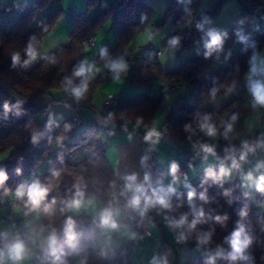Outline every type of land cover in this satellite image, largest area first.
Returning a JSON list of instances; mask_svg holds the SVG:
<instances>
[{
  "label": "trees",
  "instance_id": "16d2710c",
  "mask_svg": "<svg viewBox=\"0 0 264 264\" xmlns=\"http://www.w3.org/2000/svg\"><path fill=\"white\" fill-rule=\"evenodd\" d=\"M84 1L85 8L73 13L69 43L53 50L47 58L27 71L23 70V61L28 58L25 49L30 39L35 37L34 44L38 50L43 36L54 28L61 9L48 13L36 23L37 13L48 5L49 0H34L18 14L9 30H5L0 24V158L2 159L0 169H4L9 177L4 188H0V205L4 198L15 191L21 183L30 184L39 180L41 183L53 185L49 200L52 196H56L59 207L61 200L70 198L75 191L73 184L81 177L83 185H86L87 196H94L97 200L104 199L107 195V183L114 178L116 171L110 167L106 157L105 141L102 140L104 133L101 132V128L107 126L106 124L110 128L126 125L137 133H142L143 130L151 127L153 114L164 108V93L160 96H148L146 93L138 92L126 97L114 95L117 98L114 105L104 103L102 109L97 110L91 98L93 92L112 75L107 68L100 75L90 78L89 90L80 101L77 102L69 93L64 92L65 77H72L76 66L87 57L88 50L83 45L86 37L101 29L104 22L112 16L117 24L116 43L113 47L106 48L108 56L110 58L123 56L125 61L129 62V45L135 34L146 30L150 23L154 24L152 32H155L171 21L170 35L166 42L168 43L180 30H183L184 38L180 45H176L179 51H183L193 46L207 33L211 23L220 14L225 0L215 1L200 15L201 0L183 6H178L177 0H171L166 13L158 19L155 18L153 10L142 1L118 0L115 5H109L95 13L93 11L101 0ZM238 1L243 10L254 11L252 12L254 15L264 14V0ZM198 24L203 27L198 28ZM233 32L234 28H230L221 33L223 44L219 51H214L211 56L205 57L204 53L207 49L204 48L200 54L171 71L164 72L159 59L154 54L131 61L127 71L129 85L150 89L155 80L163 79L164 82H180L186 92L185 95L175 98L164 115L162 139L183 146L191 144L183 152L196 151L203 158L200 161L180 159L182 164L179 165L177 177L184 180L185 185L176 189L175 194L171 196L175 211L157 214V210L150 209L153 221L164 219L165 215L178 219L180 215L187 213L190 222L193 217L187 193L192 189L196 191L197 196L193 204L198 209L203 208L206 216L205 222L198 224L191 233L185 229H177L178 235L181 231H185L187 239L180 241L185 242L193 253L184 264H209L208 258L210 255H215L218 246L225 254L230 252L231 246L226 242V238L235 230L238 221L244 223L248 235L252 238V244L247 252L252 256L253 264H264V212H262L264 209L260 207V203L264 205V193L259 198V204L247 201L240 188L236 169L219 183L213 182L212 179L204 182L207 169L196 177L189 178L187 173L188 167L204 160L205 154L201 151L200 145L205 143L210 145L209 137L198 128V121L203 115H210L212 122L218 128V142L214 146L215 154H218V163L212 168L213 171L218 173L222 163L230 166L231 161L226 157L232 149H236L238 158L242 149L243 142L225 141L224 125L232 123V132L241 129L243 122L241 105L251 96V86L243 88L223 107L212 110L205 107V104L212 100L211 90L216 88L217 94L225 79H229L232 83L240 80L250 69L252 57L254 55L258 57L259 52L264 48V30H261L249 37L243 47L230 52L227 41ZM16 52L20 53V63L13 67L11 56ZM52 57H55L56 63L49 62ZM216 59H225L221 69L208 71L207 67ZM104 62L100 53L93 60L95 65ZM72 78L74 83H79L80 78ZM260 83L264 84V81ZM5 102L10 106L20 102L19 108L12 107L11 111L5 113L3 107ZM57 103L70 107L73 110L71 117L53 116L51 111ZM109 113H112L115 119L104 123ZM232 115L237 117L235 121L231 120ZM50 116L54 124L51 130H48L46 125ZM138 118L142 120L139 125L136 123ZM185 124H190L192 131L186 132ZM65 125L71 127L66 130ZM34 132L42 134L35 144L31 140ZM57 138H62L59 143ZM247 142L254 144L256 139L251 137ZM259 156L264 155L252 157ZM252 157L247 159L248 163ZM17 169L20 170L19 173ZM53 169L61 172L58 179L52 177ZM166 176L172 178L169 171L164 172L154 165L150 179L151 186L157 187L160 184L165 186ZM5 188L8 189L7 195ZM205 190L207 202L199 199V194ZM226 191L229 193L227 196L224 195ZM7 202L9 204L11 201ZM12 204H18L24 212H28L23 200L16 199ZM241 210L247 211V216L243 219L239 215ZM35 214L29 213L27 216L32 217ZM217 215L227 216L228 219L221 225L214 219ZM76 218L78 230L84 232L81 243L85 247L80 255L66 257L68 264H79L81 259L85 260V264H124L127 261L132 240H128L121 247L108 246V255L101 257V248L105 246L94 244L102 235V229L92 224L89 216L82 215ZM48 223V219L41 215L38 224ZM62 225L63 217L57 216L54 219V226L58 230V247L63 245L64 240ZM27 232L28 229H25L19 236L24 238ZM204 232L212 233L211 240L207 245H198L197 237ZM90 234L92 239L87 238ZM64 250L68 251L66 245ZM35 253L37 259L42 260L44 264H51L52 257L46 251L37 249ZM214 264H230V262L216 258Z\"/></svg>",
  "mask_w": 264,
  "mask_h": 264
},
{
  "label": "crops",
  "instance_id": "0c3cea01",
  "mask_svg": "<svg viewBox=\"0 0 264 264\" xmlns=\"http://www.w3.org/2000/svg\"><path fill=\"white\" fill-rule=\"evenodd\" d=\"M33 1L34 0H0L1 26L5 30H9L12 27L14 21L16 20L18 14L24 9V7H26ZM117 1L118 0H101L97 8L93 11V13L97 12V10L99 9L109 7V5H115ZM136 1H142L145 5H147L151 10H153L155 18L158 19L166 13L171 0ZM193 1L195 0H177V5L183 6L184 4H188ZM215 1L217 0H201V9L199 15L204 13L207 10L208 6L214 3ZM6 4L12 5V8L9 12H5L3 10V7ZM222 6L223 7L220 14L211 23L208 31L210 29H214L219 33H222L227 29L234 28L233 34L228 38L227 41V43H229L230 52H234V50L243 47L246 44L247 39L253 34H255L257 31L264 30V15H254L252 12L243 10L242 5L239 3L238 0H225ZM84 8V0H49L48 5L37 13L36 23L40 21L44 16L48 15V13L57 9H61L60 17L58 18L54 28L50 30L49 33L43 36L42 44L38 49L40 55L35 61L30 63L28 66H23V70L27 71L33 68L36 64L39 63V61L45 59V57H48L53 50L69 43L68 37L71 31L70 24L71 19L73 17V13L82 11ZM153 25L149 24L146 30L135 34V37L132 39L129 45V63L133 60L144 58L148 55L154 54L159 59L162 70L164 72H168L181 65L186 60L197 56V54H200L201 51L205 48V42L209 39L207 33H205L197 40V42L193 46L185 48V50L183 51H179V48L177 46L171 47L169 45V42H166L168 36L170 35L171 21L160 27L155 32H152ZM116 28L117 24L115 22V18L110 16V18L104 22L101 29L94 33V37H96L95 43L91 47L87 48L88 52L86 60L89 63H93L92 61L100 53L101 48H111L115 45ZM259 53L260 54L257 57L258 61H264V48H262ZM224 60L216 59L211 62L210 65L207 67L208 71H210V69H221L220 67L223 65ZM261 67L264 68V64H261ZM99 69H105L104 65ZM249 70L240 78V80L236 81L235 83H232L229 79H225L222 87L215 95V98H212V100L208 101L205 104V107L211 110L223 107L226 103L234 99L243 88L252 86L257 81H264V72L250 77ZM127 74L128 72L126 74H122L121 82L119 83L114 82L111 77V79L107 83L106 91L109 90V88H112L114 89V95L120 97H126V95L138 92L146 93L149 96H160L162 94L161 87L163 85V79L155 80L150 89H145L139 85H129L127 83ZM229 89H231V91H229ZM180 90H182V92ZM185 93L186 92L184 90V87L181 85L178 90L169 95L171 96L169 100L165 98L166 109H164L162 112L156 111L153 114L152 124H155V121L157 120V128H160V126L163 124V118L166 114L168 105H170V103L174 101L175 98L183 96L185 95ZM103 95L104 93H101V98L103 97ZM93 98L94 97H92V104L93 101L97 102V99L94 100ZM241 112L243 115L241 129L236 132L229 133L228 138L225 139V141H227L228 143H239L245 142L251 137H255L257 142L258 140L264 138V108H261L259 106L255 108L253 107L252 95L249 97L248 100L244 102V104L241 105ZM51 113L53 116L55 115L59 118H66L71 117V115L73 114V110L66 105L57 103L54 105ZM144 131L146 130H143L142 133H137L135 130H133L132 127L128 126L126 131H119L111 136H107L105 134L102 135V140L105 141L106 157L108 159L110 167L114 171H119L121 174L125 172H136L139 175V179L143 181V176L145 172L150 175L151 179L154 165L157 168L162 169L164 172H168L171 162L175 161L178 163V165L182 164L179 154H181L183 150L186 147H189L191 144H185L183 146L171 143L167 140L164 141L162 139L163 132L161 130V138L159 140V143L153 145L150 142H146L144 140V137L146 135ZM217 139L218 134L216 137H212L211 143L209 142V140L208 142L211 146L214 147L218 142ZM256 155H264V149L258 148L254 154L250 153L247 159ZM144 156H147L148 159L146 161V166L142 167L140 164V160L141 157ZM217 163L218 154H209L207 156V159L204 158L202 162L196 163L194 165H191V167L187 168L189 178L198 176L199 174L203 173V171L206 169L214 168ZM256 165V163H248L247 161L241 162V167L240 169H238L240 188L243 190L247 201L253 204H259V198L262 195V193L257 191L255 188V180L259 177V175L264 174V168L257 169ZM248 172H252L253 181L244 180V176ZM164 181L165 186L172 184L175 189H179L180 187L185 185L184 180H182L180 177L178 180H176L175 183H173V179L169 176H166ZM108 200L109 196L106 195L104 199L97 201L106 205ZM8 205L9 204L6 205V208L9 213H14V211L18 209L13 208V205L11 207H7ZM262 206L264 205L260 203V207L264 208ZM119 209L120 214L119 216H117V220L120 223L121 227L118 231L111 232L108 234L111 236L110 246L121 247L128 240H132V245L128 253L131 255L135 248L137 249V246H139L137 250H139L140 254L137 255V260L142 263V257L143 254H146L147 246L151 245L150 249L155 250L156 247L152 241L153 239H155V235L161 234L163 237L162 242L163 244H165L163 246H166V241L168 240L167 235L171 236V238L173 236L174 239V241H171L170 243V246L172 247V254H167V248L164 249L167 255H164L162 259L166 258L168 264H184L186 259L191 254H193L192 249L185 242H181L178 239L179 235L177 229L169 228V233H166L164 227L168 225L166 221L162 218H159V220H155L150 224L151 234L149 236H146L143 240L138 239L135 236L134 226L131 225V223L127 219V214L132 209L126 207V200L124 198L120 200ZM21 216L22 217L18 219L22 220L24 217H26L24 212ZM11 237L12 235L10 236V238ZM106 239L107 236L101 235L98 237L94 245L105 246L104 241ZM137 242L138 244H136ZM147 259L148 257L146 255V258L144 257L145 261L142 264H147ZM39 260L37 259L35 253V255H33L30 260L25 261L24 264H44L42 260ZM6 264H10V262H6Z\"/></svg>",
  "mask_w": 264,
  "mask_h": 264
},
{
  "label": "clouds",
  "instance_id": "9594fccd",
  "mask_svg": "<svg viewBox=\"0 0 264 264\" xmlns=\"http://www.w3.org/2000/svg\"><path fill=\"white\" fill-rule=\"evenodd\" d=\"M198 28H202L203 25L198 24ZM226 35V34H225ZM208 40L205 42V48L207 51L204 53L205 57L211 56L214 51H219L223 44V35L214 29H210L207 32ZM243 39V38H241ZM35 37H32L25 49L28 59L23 61V66H28L30 63L35 61L40 55L34 44ZM179 43L178 37H173L169 40V45L175 47ZM100 56L105 60L104 67L109 70L112 74V80L114 82H121L122 74H126L128 71V64L123 56L116 58H110L108 56V51L106 48L100 49ZM47 58V57H45ZM13 67L20 63V53H13L11 56ZM50 63H56L55 57L49 59ZM264 61H258L257 56H253L250 61V77L253 75H258L264 72V68L261 67ZM100 69L95 67L94 64H90L86 59L81 61L78 66L74 69L72 77L80 78L79 83H74L72 77H65L63 82V91L69 93L78 102L85 97L89 90V80L90 78ZM231 91V89H229ZM251 95L253 98V107L264 108V84L259 81L254 83L251 88ZM217 89L213 88L211 90L212 98H215ZM19 103L14 106H10L9 103L5 102L3 107L5 113L12 110V107L19 108ZM236 116L232 115L231 120L235 121ZM115 117L112 113L108 114V117L104 123L114 121ZM137 125L142 123L141 119H137ZM54 124L51 116L49 117L48 124L46 128L51 130ZM70 125H65V129L70 128ZM198 128L208 137H216L218 134V128L215 123L212 122L210 115H203L198 121ZM127 130L125 126V131ZM184 130L186 132L192 131V126L190 124H185ZM233 124L227 123L224 125V137L228 138V134L232 132ZM110 134H114L110 133ZM42 134L39 132H34L32 134V143H37ZM131 138V137H130ZM161 138V132L155 127L147 131L144 140L155 145L159 143ZM62 138H57L59 143ZM191 139V137H189ZM49 143H51V137H49ZM264 149V138L258 140L254 144H250L245 141L242 144V149L239 151L237 158V150L232 149L230 154L226 157L227 160L231 161V165L225 166L221 164L219 166L218 173L209 168L206 170V180L212 179L213 182L219 183L223 178L231 175L233 169H240L241 162H246L250 153L254 154L257 149ZM201 151L205 154V159L209 154L215 155V150L213 146L208 144L200 145ZM226 151H228L226 149ZM148 157H141V166H146V161ZM257 169L264 168V164H257ZM17 169V173H19ZM179 171V165L177 162H171L169 166V174L172 176L173 183L178 179L177 173ZM53 178H59L61 172L59 170H52L51 173ZM9 179L6 171L0 169V188H4L5 182ZM82 177L77 179L76 183L73 184L75 191L72 193L70 198L60 201V206L58 207V201L56 196H52L49 200V195L53 191V185L50 183H41L36 180L32 183H21L15 190V196L17 199L24 201L25 208L28 209L29 213H36L37 218L41 215L48 219L49 223L45 224H30L26 225L28 232L24 238L19 235L9 238L7 232L0 233V264H24L25 261L30 260L33 255H35V250L40 249L46 251L51 257V264H68L66 257L70 255H80L84 250V245L81 241L84 238V232L78 230V221L76 217L79 216H89L91 217V222L97 225L103 230L102 235L107 236L104 241L105 247L101 248L100 256L106 257L108 255L107 247L111 245V236L108 235L111 232L118 231L121 227L117 220V216L120 214L119 204L121 198L126 200V207L130 208L139 213L143 217L150 209L157 210V214L163 212L175 211L173 204L171 202V196L175 194L176 189L169 184L164 186L160 184L157 187H152L150 184V175L145 172L143 176V181L139 179V175L136 172H125L121 174L119 171L114 173V178L107 183V195L109 200L107 204L98 202L94 196L86 195V185L82 183ZM244 180L253 181L252 172H248L244 176ZM122 181V184L120 183ZM255 188L257 191L264 193V174L259 175L255 180ZM5 195L8 194V189H4ZM226 191L224 195H228ZM197 193L194 189L189 190L187 193V200L191 208L192 219L189 222V216L187 213L182 214L179 218L170 217L168 215L164 216L169 228L172 229H185L188 233H191L196 229L198 224L205 222V212L203 208H197L193 204L194 198H196ZM199 199L201 201L207 202L208 197L206 195V190L199 194ZM179 207V205H177ZM241 219L247 216L246 210H241L239 213ZM63 217V245H59L58 230L54 226V219L57 217ZM215 221L221 225L228 219L227 216H215ZM134 235V234H133ZM212 233L204 232L197 237L198 245H207L211 240ZM88 239H92L90 234ZM179 240L183 241L187 239L185 231H181L178 237ZM226 242L230 244L231 251L227 254L224 250L217 247L214 256H209V264H214L216 258H223L230 262V264H253V258L248 254L247 250L252 244V238L248 235L244 223L241 221L237 222L235 230L231 233L229 237L226 238ZM66 245L68 251L64 250ZM79 264H85V260L81 259ZM152 264H168L167 259H157L153 258Z\"/></svg>",
  "mask_w": 264,
  "mask_h": 264
},
{
  "label": "rangeland",
  "instance_id": "374dc122",
  "mask_svg": "<svg viewBox=\"0 0 264 264\" xmlns=\"http://www.w3.org/2000/svg\"><path fill=\"white\" fill-rule=\"evenodd\" d=\"M260 15L262 16V15H264V14H262V13H260ZM151 25H153V23H150ZM154 26V25H153ZM150 31H151V28H150ZM183 35V37L179 40V43L177 44V45H180V43H181V41L183 40V38H184V32H183V30H180L179 32H178V34L176 35V37H178L179 35ZM89 48V47H88ZM87 50V49H86ZM93 62V61H92ZM105 63V62H104ZM104 63H100V65H95L94 63H92V64H94L95 65V67H97V68H100V67H102L103 65H104ZM128 64H129V62H127ZM91 64V63H90ZM129 66V65H128ZM106 69V68H105ZM105 69H103V70H100L99 72H97V73H95L91 78H94V77H96V76H98V75H100V73L102 72V71H104ZM111 77H112V75L107 79V80H105L101 85H100V87L99 88H97L94 92H93V94H92V97H94L93 99L94 100H96L97 99V102L96 101H93V104H94V106H95V108L97 109V110H100V109H102V106L104 105V103H105V101L108 99V97H110V96H113L114 95V89H112V88H109V90H107L106 91V88H107V83L109 82V80L111 79ZM166 82H168V81H166ZM175 82H177V81H175ZM163 84H165L164 83V81H163ZM181 92H182V90H180ZM179 92V91H178ZM101 93H104V95H103V97L101 98ZM172 94V93H171ZM164 95H165V98H167V100H169L170 99V97L171 96H169L170 94L169 93H164ZM149 96V95H148ZM92 99V98H91ZM173 102V101H172ZM172 102L170 103V105L172 104ZM168 103V102H167ZM165 104H166V101H165V99H164V105H163V109H159L158 111L159 112H162L164 109H166V107H165ZM170 105H168V108H167V110H166V113H167V111H168V109L170 108L169 106ZM156 120V119H155ZM152 123H153V120H152ZM163 125V124H162ZM162 125L160 126V128L158 127L157 128V120L155 121V124H151V127L150 128H148L149 130L151 129V128H153V127H155L158 131H161L162 130ZM147 131L148 130H146V131H144V133H147ZM211 140H212V137H209V142L211 143ZM0 160H2L1 158H0ZM17 198H16V196H15V191H13V192H11L8 196H6V198H4V200H3V202H2V204L0 205V233H5V232H9V235L11 236L12 235V237H15V236H17V235H21L22 234V232H23V230H25V229H28L27 227H26V225H30V224H38V221H39V218H37V214H35L34 216H32V217H28L27 215H26V217H24L22 220L21 219H18V218H20V217H22L21 215L23 214V209H21V207L18 205V204H12L11 202H9V205L7 206V207H11L12 205H13V208H15V209H17L18 210V212H17V210L16 211H14V213H9L8 211H7V208H6V205L8 204V202L7 201H12L13 203L15 202V200H16ZM262 207H264V206H262ZM21 211H20V210ZM262 209H264V208H262ZM23 211V212H22ZM17 212V213H16ZM262 212H264V211H262ZM24 213H26V212H24ZM18 220V221H17ZM17 221V222H16ZM164 229L166 230V233L168 234L169 233V227L168 226H166V227H164ZM11 237V238H12ZM167 237H168V240L166 241V246H163V245H165V244H163V242H162V240H163V237H162V235L161 234H159V235H155L154 236V238L155 239H153V244L155 245V247H156V249L155 250H152V249H150L151 248V245H148L147 246V251H146V254H143V262L145 261L144 260V257L146 258V255H147V257H148V261H147V264H152V260H153V258L154 257H156L157 259H162L163 258V256L165 255H167V254H169V255H171L172 254V252H171V250H172V247L170 246V243H171V241H174V239H173V236H172V238H171V236H169V235H167ZM10 238V239H11ZM136 244H138V242L136 243ZM139 248V246H137V249ZM165 248H167V254H166V252H165ZM136 248H135V250L133 251V253L130 255L129 253V259H127V261L124 263V264H142L141 262H139L138 260H137V255H139L140 254V252H139V250H137ZM38 260H39V258H38ZM39 261H41V260H39Z\"/></svg>",
  "mask_w": 264,
  "mask_h": 264
},
{
  "label": "built area",
  "instance_id": "2783aa9c",
  "mask_svg": "<svg viewBox=\"0 0 264 264\" xmlns=\"http://www.w3.org/2000/svg\"><path fill=\"white\" fill-rule=\"evenodd\" d=\"M12 8V5L6 4L3 7V10L5 12H9ZM254 12V11H251ZM183 37V35H179L178 38L179 40ZM96 37H94V34L89 35L86 37V40L84 41V47L87 49L88 47H91L95 43ZM165 84L162 85L161 87V93H174L176 90H178L181 87L180 82H164ZM117 102V98L113 95L108 97V99L105 101V103L114 105ZM125 126L126 125H121L115 128H110L108 126H103L101 128V132L106 134V135H113L110 133L114 134L119 131H125ZM127 128V126H126ZM180 155V159L182 160H193V161H200L202 160V156L198 154L196 151H185L182 152ZM250 163H256V164H264V156H259V157H252V159L249 161ZM184 177L186 178V174H184ZM122 184V181L120 182ZM127 219L131 223V225L134 226V231H135V236L143 240L146 236H149L151 234L150 230V223L153 222L152 218V213L150 210L143 216L141 217L138 212L131 210L127 214Z\"/></svg>",
  "mask_w": 264,
  "mask_h": 264
},
{
  "label": "water",
  "instance_id": "95a60500",
  "mask_svg": "<svg viewBox=\"0 0 264 264\" xmlns=\"http://www.w3.org/2000/svg\"><path fill=\"white\" fill-rule=\"evenodd\" d=\"M108 126V124H106Z\"/></svg>",
  "mask_w": 264,
  "mask_h": 264
}]
</instances>
